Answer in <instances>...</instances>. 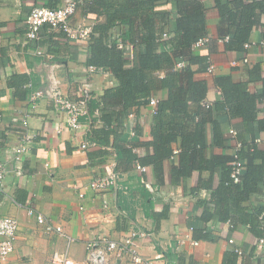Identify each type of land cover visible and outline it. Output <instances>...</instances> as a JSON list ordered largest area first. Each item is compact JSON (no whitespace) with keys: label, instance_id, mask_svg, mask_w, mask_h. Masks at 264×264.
Masks as SVG:
<instances>
[{"label":"crops","instance_id":"crops-1","mask_svg":"<svg viewBox=\"0 0 264 264\" xmlns=\"http://www.w3.org/2000/svg\"><path fill=\"white\" fill-rule=\"evenodd\" d=\"M64 1L0 0V165L5 172L0 188V218L13 217L19 224L15 250L6 262L0 264H56L53 257L58 252H66L75 264H92L87 261L86 245L89 241L99 236L120 240L134 233L137 234V252L154 260L155 264H168L165 253L171 248L182 257L181 264H191V259L199 264H230L233 260L236 264H264V255L257 250L258 238L248 225L234 226L215 217L207 225L209 239L197 240L198 246L185 240L186 236L193 239L190 231L193 226L203 227L197 220L203 211L198 202H209L213 189L204 188L195 195L192 190L198 187L200 179L208 180L210 173L196 171L184 185L174 186L171 184V171L178 163L176 156L164 161L163 183L157 180L153 167H149L146 174L134 167L121 170L123 182L119 190H90L88 185L93 179L109 175L117 166V153L112 145L92 146L87 151L80 149L93 126H101V122H93L91 117L74 132L68 127V114L58 112L47 96L31 104L28 97L23 100L17 95L24 89L28 91L27 95L34 90L45 91L57 81L69 98L76 100L80 97L81 86L88 80V42L61 41L62 37L51 33L48 26L41 29L39 41L28 43L25 39V22L33 8H58ZM81 1L71 19L73 27L83 20L94 25L103 20L94 13H87L84 0ZM202 1L206 6L207 29L212 42L195 51L210 58L215 65L213 74H198L199 78L207 80V102L211 104L218 96L214 78L231 75L236 82L246 80V71L264 60V48L255 45L246 52L250 64L233 66V61H242L244 53L227 51L223 43L217 42L218 11L213 0ZM158 10L170 11L171 5L158 6ZM169 29L166 28L167 31ZM263 29L264 17L262 26L253 31L251 41L259 43ZM127 49L131 55L132 46L128 45ZM38 50L44 55H37ZM198 68L194 66L195 70ZM16 76L28 81L23 89L12 85ZM114 85L110 73L95 76L92 80L95 100L98 101L105 90ZM261 88V83L252 84L250 91L256 93ZM167 96L168 91L164 89L155 91L151 98L160 102ZM259 107V118L264 119V102ZM155 108L149 104L133 108L127 118V132L131 137L137 126L141 129L139 140L142 145L135 151L141 158L153 154L150 144ZM131 114L133 116L130 117ZM25 120L35 138L21 164L22 175H18L14 151L26 131L23 126ZM230 128L243 131L246 127L239 119L223 123L225 138L229 140L228 148L212 147L209 155L233 153L235 141L229 136ZM258 140L259 148L264 149V134ZM218 183L214 176V188ZM80 193L85 194L83 199L79 197ZM262 198L255 196L252 203L262 204ZM106 202L109 209L104 208ZM29 209L61 227L63 235L47 232L44 225L29 216ZM140 233L146 236L142 237ZM68 237L74 242L69 243ZM181 240L185 242L181 243ZM230 240L234 241L233 244ZM235 249L241 250L242 254L236 253ZM107 264H114V260L109 259ZM118 264L133 263L125 257Z\"/></svg>","mask_w":264,"mask_h":264},{"label":"trees","instance_id":"trees-1","mask_svg":"<svg viewBox=\"0 0 264 264\" xmlns=\"http://www.w3.org/2000/svg\"><path fill=\"white\" fill-rule=\"evenodd\" d=\"M213 1L220 17L219 39L229 38L224 43L227 51L244 53L253 31L262 26L264 0ZM84 3L87 13L103 17L88 41V66L104 67L115 84L98 101L89 102L90 116L101 126L94 125L87 138L97 146L112 145L119 172L131 170L139 162L153 167L157 180L163 183L164 161L177 156L178 163L171 171L172 185H184L196 171L210 173L208 180L200 179L198 187L192 190L195 195L201 189H213L209 202H198L203 211L197 220L203 227H192L194 240L209 239L207 225L215 217L234 226L248 225L257 238L264 237V223L260 220L263 204L252 203L255 196L264 199V149L257 143L264 134V119L259 118V105L264 102V60L246 71L244 81L236 82L231 75L215 77L218 96L209 104L207 80L198 77L207 73L208 57L194 50L199 39L209 37L202 0H84ZM167 4L171 5L170 11L158 10V6ZM164 34L168 36L165 40ZM120 40L123 48H119ZM128 45L132 46L131 55ZM195 65L199 67L197 70ZM14 82L12 85L23 89L28 81L16 76ZM258 83L262 88L252 93L250 86ZM164 89L168 96L158 102L151 128L153 154L141 158L135 152L142 145L141 129L137 126L131 137L127 118L133 108L148 105L152 94ZM27 93L24 89L17 95L24 100ZM95 111L99 112L98 117H93ZM238 119L246 128L236 130L237 142L241 143L237 156L244 163L236 182L232 176L234 151L213 156L209 151L212 147L228 148L222 124ZM176 145L179 147L175 148ZM214 176L219 180L216 188ZM248 202L250 206L246 205ZM165 256L168 264H181L182 257L174 248ZM191 264L199 263L191 259ZM230 264H236V260Z\"/></svg>","mask_w":264,"mask_h":264},{"label":"built area","instance_id":"built-area-1","mask_svg":"<svg viewBox=\"0 0 264 264\" xmlns=\"http://www.w3.org/2000/svg\"><path fill=\"white\" fill-rule=\"evenodd\" d=\"M81 3L80 0H65L62 6L58 8H49V7H35L31 10L28 15L25 25H26V34L25 39L29 42L39 41L41 37V29L44 26L49 27V31L53 34H59L62 38L61 41H86L88 42L91 34L93 33L94 23L83 20L76 27H73L71 24V19L75 16L78 6ZM167 34L163 35V39H167ZM229 38L217 39L219 43L228 42ZM212 42L210 37H204L199 39L194 44V50H200L207 47ZM260 45L264 48V29L262 32V40L259 43L249 41L245 44V52L242 57V61H233V66H238L240 64L248 65L250 64V58L248 57V52L255 45ZM124 44L122 41H119V48H123ZM37 55L43 56L44 53L41 50L37 51ZM215 71V65L213 61L208 59L207 73L213 74ZM88 80L84 82L81 86L80 97L76 100L69 98L60 88V85L57 81H54L53 84L47 90H34L28 95V101L31 104L41 98L47 96L53 102L55 109L58 112H65L68 114V127L74 132L82 128V122L84 120H89L91 118L89 112V102L94 100V95L92 93V80L95 76L98 75H108L110 72L104 67H99L95 65H89L87 67ZM163 76V75H161ZM210 104V103H209ZM149 105L157 107L158 101L155 98H151ZM156 112V108L154 114ZM94 116H99V112L95 111ZM133 116L132 114L130 117ZM23 126L26 129L25 133L22 136L21 141L16 147L15 153V162L17 164L16 173L22 175L21 164L23 162L24 156L27 155L31 150V145L34 141L35 135L28 130V122L25 120ZM229 136L232 140L235 141V162L233 163V178L236 182L239 180V176L244 169V163L239 160L237 152L241 148V143L237 142V131L233 128H230ZM259 140H257L258 142ZM97 146L96 143L92 142L88 138L80 146L82 151H87L90 147ZM177 153V152H176ZM134 167L137 171L142 174H146L149 167L141 165L139 162L134 164ZM5 178V172L0 165V188H2ZM123 182V174L116 170V166L113 167L112 172L109 175L97 177L93 179L88 188L93 191L104 192L111 189L119 190L121 188V183ZM79 197L83 199L85 197L84 193H80ZM264 207V199H263ZM104 208L109 209L108 203H104ZM83 209V208H81ZM28 214L31 217L36 218L39 224H42L46 227L47 232L57 233L63 235L62 228L55 226L52 222L45 218L41 213H37L34 209H29ZM260 220L264 223V210L260 216ZM19 224L18 221L9 216H3L0 218V263H4L8 260L10 255L15 250V244L18 237ZM193 232V228L190 229ZM136 233L128 238H123L120 240H112L107 236H99L86 245L87 249V261L92 264H107L109 259L114 260V264H118L119 260L127 257L131 260L133 264H155L154 260L144 258L141 254L137 252L136 249ZM142 237H145V233L139 234ZM67 237V236H66ZM185 240L191 242L192 245L198 246L199 242L197 240L191 239L189 236L185 237ZM68 242H74V239L68 237ZM184 240H181V243H184ZM233 240H230V244H233ZM257 250L264 255V237L257 239ZM236 253L242 254V251L235 249ZM53 260L56 264H75L72 260L68 258V254L65 253H55Z\"/></svg>","mask_w":264,"mask_h":264}]
</instances>
